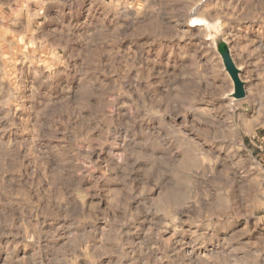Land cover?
Returning a JSON list of instances; mask_svg holds the SVG:
<instances>
[{"label":"rangeland","instance_id":"rangeland-1","mask_svg":"<svg viewBox=\"0 0 264 264\" xmlns=\"http://www.w3.org/2000/svg\"><path fill=\"white\" fill-rule=\"evenodd\" d=\"M0 264H264V0H0Z\"/></svg>","mask_w":264,"mask_h":264}]
</instances>
